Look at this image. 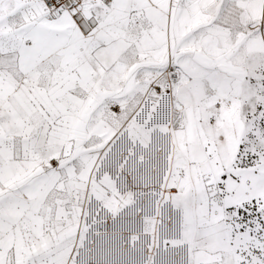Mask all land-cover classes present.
<instances>
[{
  "label": "snow or ice",
  "instance_id": "snow-or-ice-1",
  "mask_svg": "<svg viewBox=\"0 0 264 264\" xmlns=\"http://www.w3.org/2000/svg\"><path fill=\"white\" fill-rule=\"evenodd\" d=\"M0 264H264V0H0Z\"/></svg>",
  "mask_w": 264,
  "mask_h": 264
}]
</instances>
